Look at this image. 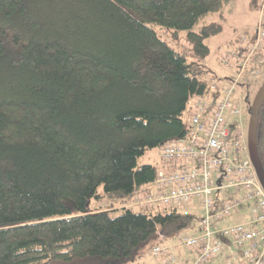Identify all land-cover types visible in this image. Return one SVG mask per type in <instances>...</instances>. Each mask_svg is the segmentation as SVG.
Masks as SVG:
<instances>
[{"label":"trees","instance_id":"1","mask_svg":"<svg viewBox=\"0 0 264 264\" xmlns=\"http://www.w3.org/2000/svg\"><path fill=\"white\" fill-rule=\"evenodd\" d=\"M228 1L0 0V264H135L157 233L193 230L177 208L124 203L155 178L139 158L184 139L209 94L204 41L222 27L199 22ZM182 34L185 50L165 41Z\"/></svg>","mask_w":264,"mask_h":264},{"label":"built area","instance_id":"2","mask_svg":"<svg viewBox=\"0 0 264 264\" xmlns=\"http://www.w3.org/2000/svg\"><path fill=\"white\" fill-rule=\"evenodd\" d=\"M255 33L252 43L221 59L223 66L234 60V77L225 84L211 79L209 94L192 99L188 134L159 148L154 180L124 203L143 213L149 207L200 204L202 216L191 233L172 242L157 233L160 241L146 256L157 264H264V189L249 158L238 92L253 79L249 71L257 73L251 60L263 48L264 31L258 26ZM242 210L248 212L242 223L218 226Z\"/></svg>","mask_w":264,"mask_h":264},{"label":"rangeland","instance_id":"3","mask_svg":"<svg viewBox=\"0 0 264 264\" xmlns=\"http://www.w3.org/2000/svg\"><path fill=\"white\" fill-rule=\"evenodd\" d=\"M255 1L256 5L253 4ZM60 10L67 9L70 10L69 12L73 13V15L77 16V5L70 4L66 6V4L60 5ZM264 0H229L227 4L221 9V11L217 13H211L206 15L202 18L199 22V26L206 25L210 23H217L222 27V31L220 34L210 37L204 41V43L209 48V56L202 62L205 67L209 70V76H207V80L209 81L212 77L216 78L222 84H225L228 79H232L234 77L235 69V62L234 60L230 61L228 66H223L221 64V59L226 55L228 51H234L239 49L241 46H245L248 44V40L256 35V30L258 25L262 27L264 31ZM56 17L52 15L51 19H55ZM155 30L157 28L153 27ZM157 31V30H156ZM184 34L180 36V40L177 42H172L170 40L165 39V41L172 47H177L179 49H186V44L182 38ZM243 40V41H241ZM238 42V44H237ZM176 48V49H177ZM245 54L244 56H246ZM251 60V59H250ZM251 62H256V64L261 65L258 69L250 70V76L253 77L249 82H247L244 86L247 90L250 87V92L253 93V90L256 89L258 84H260L262 78L264 77V40H263V49L262 54L258 58H253ZM249 62V63H251ZM252 65V64H251ZM250 65V66H251ZM254 74V75H253ZM255 80V81H254ZM254 81V82H253ZM243 87H240L239 93L244 99V95L246 93ZM251 98V97H250ZM243 111L245 108V101H242ZM188 114V113H187ZM246 117V116H245ZM244 117V118H245ZM237 117H233L232 120L236 119ZM241 119V117L239 118ZM185 123L187 124V116L185 118ZM243 126H245V119ZM159 163V149L148 150L145 154L139 158L138 164H150L156 166ZM158 167V166H156ZM117 208H120L119 205H115ZM91 209H100L106 210L111 209L114 207L110 204L109 201L106 199L100 201L97 204H93L91 201ZM177 210L180 213H186L193 217L194 223L198 222L202 216V208L200 204L195 201L189 205L177 207ZM244 215L248 216V212L246 210L240 211L238 214L233 212L227 218L223 219L221 222L218 223L219 227H224L231 224L242 223L244 221ZM246 219V218H245ZM192 229L186 230L183 234L191 233ZM165 242H171L165 240ZM186 250H183V252ZM146 259V258H145ZM144 260L137 262L135 264H157V260L154 259L151 262H146ZM76 264V263H75Z\"/></svg>","mask_w":264,"mask_h":264},{"label":"flooded vegetation","instance_id":"4","mask_svg":"<svg viewBox=\"0 0 264 264\" xmlns=\"http://www.w3.org/2000/svg\"><path fill=\"white\" fill-rule=\"evenodd\" d=\"M264 77L262 78L261 82L263 81ZM258 84V87L253 90V94L250 96L251 98L248 99V103L250 102V106L247 104V101H245V108L243 111L244 119H245V131H246V139H247V150L249 154V158L251 160L249 147H248V139H249V128L251 126V122L253 124V127L255 129V149L257 158L259 160V163L261 165V168L264 172V99L262 103L260 104L259 108L253 109L252 107V101L254 99V96L261 85ZM250 107H248V106ZM251 163L255 169V166L251 160ZM256 171V169H255ZM257 173V172H256ZM258 176V175H257ZM259 178V177H258Z\"/></svg>","mask_w":264,"mask_h":264},{"label":"water","instance_id":"5","mask_svg":"<svg viewBox=\"0 0 264 264\" xmlns=\"http://www.w3.org/2000/svg\"><path fill=\"white\" fill-rule=\"evenodd\" d=\"M264 99V79L260 85V87L258 88L254 99L252 101V107L253 109H257L259 108L260 104L262 103ZM248 147H249V152H250V156H251V160L255 166L257 175L259 177V180L264 188V172L261 168V165L259 163V160L257 158V154H256V149H255V129L253 127V124L251 122V126L249 128V139H248Z\"/></svg>","mask_w":264,"mask_h":264},{"label":"crops","instance_id":"6","mask_svg":"<svg viewBox=\"0 0 264 264\" xmlns=\"http://www.w3.org/2000/svg\"><path fill=\"white\" fill-rule=\"evenodd\" d=\"M156 166H159V163ZM152 260H149L148 258L145 259L146 262H151ZM153 264H155V262H153Z\"/></svg>","mask_w":264,"mask_h":264},{"label":"bare ground","instance_id":"7","mask_svg":"<svg viewBox=\"0 0 264 264\" xmlns=\"http://www.w3.org/2000/svg\"><path fill=\"white\" fill-rule=\"evenodd\" d=\"M149 250V249H148Z\"/></svg>","mask_w":264,"mask_h":264}]
</instances>
